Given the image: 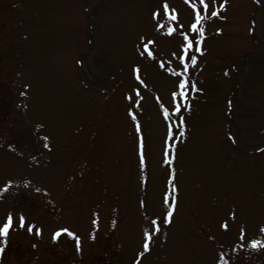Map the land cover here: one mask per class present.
<instances>
[{"label": "rangeland", "instance_id": "1", "mask_svg": "<svg viewBox=\"0 0 264 264\" xmlns=\"http://www.w3.org/2000/svg\"><path fill=\"white\" fill-rule=\"evenodd\" d=\"M205 2L207 10L199 0H0V227L13 215L0 264H264V248L247 246L264 242V0ZM193 4L207 19L203 55L192 50L198 62H188L198 91L180 113V138L168 69ZM141 36L155 41L152 58L137 50ZM135 65L143 84L130 75ZM137 88L140 141L127 115ZM170 169L179 189L172 223L141 255L147 218H159L161 193L171 192ZM59 228L79 237V251L65 233L52 240Z\"/></svg>", "mask_w": 264, "mask_h": 264}, {"label": "snow or ice", "instance_id": "2", "mask_svg": "<svg viewBox=\"0 0 264 264\" xmlns=\"http://www.w3.org/2000/svg\"><path fill=\"white\" fill-rule=\"evenodd\" d=\"M199 3L203 7V9H205V10L209 9V4L206 3L205 0H199ZM219 7L221 9L224 8L225 7L224 3H221L219 5ZM163 9H164V15H167L168 5L166 3L163 5ZM192 10L194 13V21H190L186 28L179 30L178 34H179L181 39L177 45L176 50H174L172 52V57H174L175 61L178 63L176 65V67L168 69L169 74L171 75V77L174 78L173 79V90L170 92L171 112H172V114L176 115V123L179 126L176 129V131L179 133L180 138H183L185 136V132L180 131V128H186L184 117L182 115H180V113L182 111H190V105L188 102L189 91H193V92L198 91L196 84L192 83L188 78V74H189V63L188 62L190 60L191 65H193V66H195L198 62V57H197V55L193 54L192 50H194L195 53H200L201 55H203V49L201 47V44H202V41H203L204 36H205V29H204L201 21L204 19H207L206 16L201 15V12L197 10L195 4L192 5ZM217 15H218L217 10L211 11L212 17H216ZM159 16H160V14L157 13L156 11L152 12V18L157 21V25H156L157 27L160 26L159 25ZM171 19L173 21H175L177 19V17L172 16ZM189 30L193 34L191 37L187 34L189 32ZM250 31H251V29H250ZM176 32H177V29L168 28V31L165 33V35L168 37H174ZM217 32L219 33L220 30L217 29ZM154 43H155L154 40H150L144 36H141L139 38L140 46L137 49L139 51L140 55H142V56L146 55L147 58H152L154 56V53L150 49V45H153ZM76 63L82 64L83 61L77 60ZM160 67L164 68V67H166V65L161 64ZM177 68H179V70H177ZM227 74L228 73H226V75ZM130 75L134 78V80L138 84L144 83L143 79L141 78V69L138 65L131 67ZM25 87L27 88V85H25ZM24 94L25 93H21V95H24ZM140 95H141L140 91L137 88L135 90V97H136L135 103L133 105H130L127 108V115L131 118L132 123L135 125V131H136V136H137L138 141H140L142 130H141V126H140V123L138 121V118L134 112V107L140 106V100H139ZM125 99H127L129 101H133L134 98H133V96L129 95V96H126ZM157 100L159 102V98H157ZM229 105H231V101H229ZM160 110L163 112V116H164V119L166 121L171 119L170 110H169V108H166L163 105V103H160ZM44 139L47 140L48 137L45 136ZM171 139H176V135H175L173 129L171 128V126H169L168 137L165 139V142H164L163 159H164V163L166 165H171L173 163V160L169 159V156L172 154L171 153L172 145L170 143ZM229 139L232 140L233 143L236 142V137L232 133H229ZM44 147L48 148L49 145L47 143H45ZM137 148L139 150V163H140L141 168H143L146 164V161H145V157L143 154L142 142H138ZM173 159H174V157H173ZM8 183L10 184L11 181H9ZM168 183H169V185H171V192L163 191L161 193V214L159 215V218L158 219H153L151 217L147 218L148 227H146L145 229L142 230V252H141V255L149 252V250H150L149 242L152 239H154L160 233L161 225H171V223H172L174 213H175V207H176V203H177L176 196H173L172 193L178 194L179 189L176 186L175 177L172 174L171 169L169 170ZM7 188H8V184H6L3 188H0V193H3L4 191H6ZM37 191H39V189H37ZM232 215L234 218L235 213H232ZM12 223H13V215L11 213H9L3 222V226L0 227V236H3L7 233V231L9 230V227L12 225ZM92 224H96V220H92ZM19 226L20 227L25 226V217L22 215L19 217ZM220 227L226 231L228 229V224L226 222L222 223L220 225ZM27 231L32 232L33 226L28 225ZM41 231L42 230L40 228H38V227L35 228L36 235H40ZM259 232L264 234V226L259 228ZM62 233H65L68 237H72L75 239L77 251H79L80 250V247H79L80 246V239H79V237L75 236L74 233L67 228H59V229L55 230L52 234V237H51L52 240L55 241L58 237L61 236ZM244 238H245L244 229L241 228L240 229V239L243 241ZM240 246L244 247V244L242 243ZM247 246L251 249L264 248V242H262L261 240L253 238V239H250L247 241ZM219 260L223 261L224 257L223 256L219 257ZM225 264H226V262H225Z\"/></svg>", "mask_w": 264, "mask_h": 264}]
</instances>
